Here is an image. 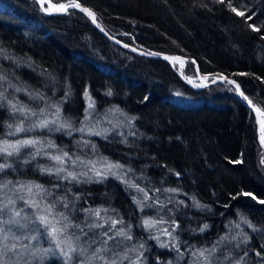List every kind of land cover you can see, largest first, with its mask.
Returning a JSON list of instances; mask_svg holds the SVG:
<instances>
[{"label": "trees", "instance_id": "obj_1", "mask_svg": "<svg viewBox=\"0 0 264 264\" xmlns=\"http://www.w3.org/2000/svg\"><path fill=\"white\" fill-rule=\"evenodd\" d=\"M76 1L128 45L193 59L207 81L221 76L237 81L264 111V0H232L243 17L227 0ZM45 10L38 0H0V93L7 97L0 100V139L11 136L7 127L21 114L11 100L32 118L56 119L48 130L31 134L46 141V153L69 156L60 166L65 171L56 175L44 151L37 155V149L22 147L0 157V164L9 165L0 171V182L42 186L40 199L56 203L57 212L88 232L70 229L81 237L78 247L88 241L82 259L107 247L98 255L117 264H264L260 121L234 87L221 82L195 90L186 84H198L189 61H175L174 70L162 59L112 44L80 10L66 15ZM66 123L72 128H60ZM93 163L105 170L107 163L123 165L112 169L120 178L108 171L104 178L90 176ZM68 171L78 179H64ZM96 209L99 217L89 214ZM89 224L104 227L89 231ZM121 229L131 239L115 235ZM104 231L114 237L107 245Z\"/></svg>", "mask_w": 264, "mask_h": 264}, {"label": "snow or ice", "instance_id": "obj_2", "mask_svg": "<svg viewBox=\"0 0 264 264\" xmlns=\"http://www.w3.org/2000/svg\"><path fill=\"white\" fill-rule=\"evenodd\" d=\"M39 2L41 3V5L43 6L44 4V0H39ZM216 2L224 4L225 0H216ZM228 3V7L231 8V11H233L234 13H236V15L238 16H245V13L243 11H238L237 8L232 6V0H227ZM52 7L56 8L58 11H64L66 10V7H74V8H80L81 11H84L85 13H87L90 17L93 18V23H95V16L94 14L89 11L87 8H81V5L79 3L76 2V0H73V2L66 6L64 4H60L58 6L53 5ZM247 19L251 20L252 17L249 16L247 17ZM99 27V25H97ZM250 27H253L254 31H259V29L255 28L254 25H250ZM101 31H103V29H101ZM117 43H119V41H117ZM124 47H128L127 44L124 45ZM136 49H133V51H135ZM151 55H158L157 53H151ZM165 59H178L175 57L169 58V57H165ZM4 77H0V79H3ZM189 83H191V80H189ZM229 83L235 84V81H229ZM198 87H202L203 85H197ZM237 89H239V85H236ZM21 89L17 88L16 91H20ZM31 95V94H30ZM85 95L87 96V93H85ZM109 95H111V92H109ZM179 95V93H178ZM241 96H243V98L248 101V103L251 105L252 101L248 99L247 96H244L243 92L240 93ZM36 97L43 99V96L39 93H36ZM2 99H7V97L4 96L3 93H0V100ZM147 99V98H146ZM8 103L12 106L14 111H19L22 115L25 114V108L24 106H17L16 104H13L11 100L8 101ZM93 107V105L90 103L89 104V108ZM30 111V110H29ZM44 109H40V114L42 115L44 113ZM256 111L262 116L264 117V111H261L259 108L256 109ZM87 113V110H86ZM59 114V107H57V115ZM32 116H37L36 112H31ZM88 119V116L86 114L85 116V120ZM132 119H135L134 117ZM49 121L48 120H38L37 122L31 123L29 125L28 128H25L23 126V121L21 122V124L17 125L15 127V133H21V132H27V131H32L34 130L36 127L39 128H47L49 126ZM52 123H55V121H52ZM260 125H261V132L264 133V119H262L260 121ZM12 125H9V128H11ZM61 128L63 127H67V128H72V125L70 123H66L60 126ZM57 131H59L60 129L57 128ZM76 131H80V132H84V128H79V129H75ZM13 133H9V135H12ZM90 134H95V135H100V133H90ZM261 142L264 143V135L261 136ZM4 143V147L0 148V153L6 154L7 156H12L16 153L20 152V149L22 147H35L37 145H39L40 141L34 140V139H24V140H16L15 143H10L9 141L5 140L3 141ZM9 148L12 149V151H9ZM37 155L40 154V150L39 148H37ZM69 154L67 152L63 153V157H68ZM51 159L57 161L58 163H63V158L59 155H55L52 156ZM92 163V162H89ZM234 163H241V161L237 160L234 161ZM9 167V165L7 164H0V171H2L3 169ZM123 167V165L120 164H111V163H107L106 164V171L111 172V174L113 175H117V172H112V169H121ZM92 170L95 171L96 176H99L101 178H104V173L98 171L95 169V164H92ZM45 171L49 172V174L52 173L51 169H45ZM65 171L64 168L62 167H57L55 172L56 175H59L61 172ZM81 175L88 177V179H91V177L88 176L87 172H83ZM179 175V174H177ZM71 178L73 180L78 179L77 175L71 171L67 172V176L64 177V179H68ZM118 178H120L118 176ZM8 183H11V181H9ZM35 188L43 190L42 186L40 185H33ZM131 187L137 188L138 191L140 192H144L145 193V199H148L149 197L147 196V193L145 192V190L143 188H140L138 185L136 184H131ZM3 187H7V185H3ZM24 187V186H22ZM32 188L28 187V191L31 192ZM168 191H176L175 189H169ZM244 195L246 196H252L251 193H244ZM253 199H256L255 196H252ZM21 199H23L21 197ZM139 203V201H137ZM261 204H264V200L259 201ZM9 204L14 203L13 201L9 200L8 201ZM31 207H34L38 210V220L40 221V223L44 226V229L46 231L47 236L50 238L49 242L50 243H54L56 245L57 248H59L60 252L62 255H64L65 257L68 258V260H72L73 256L72 254H77L78 256H84L85 253L87 252V248L84 247L83 245H80L79 247H77V245L75 243H73V241L79 242L80 241V236L77 235L75 232H70V229H79L80 232L84 235V236H88V232H84V229L80 227L79 224H75L72 222V220L69 218L68 215L65 214V212L63 211H56V203H46L42 208L40 206L39 201H32L30 203ZM4 207L6 208L7 205H4ZM63 207L66 209L68 208V204L64 203ZM90 215H95L96 217L100 216V210L96 209L94 211H90L89 212ZM15 216L19 217L20 216V212L16 211L15 212ZM57 217H59V219H57ZM17 221L14 220H9L8 223H14ZM120 223H122V221H119ZM245 223H247L249 225V227H252V225L250 224L249 221H247L246 219L244 220ZM118 223V221L113 220L111 222V227H115V225ZM145 225L148 227H151L153 225V221L151 220H145L144 221ZM89 229V231H92V229L94 228H103L104 225L103 224H89L86 225ZM205 228H207V225L204 226ZM110 230V229H109ZM203 230V229H202ZM255 230V229H253ZM3 229H0V232H3ZM167 231V230H165ZM169 235H171V233H168ZM102 235L104 237H107V239L102 241L103 245H107L108 240L114 239L113 236L109 235V231H104L102 233ZM115 235L117 236H122L126 239H131V237L127 234V232H125L123 229L117 231L115 233ZM39 237L38 236H32L30 237V239L32 240H37ZM9 236L7 234H5L2 237V240L4 241L3 243V247L0 248V264H7V262L3 259V257L7 256L8 252H13L15 253L16 250V244L13 243L11 245H9L8 243H6V241H8ZM13 240H18L19 237L13 236L12 237ZM25 239H29V237H25ZM95 241H93L94 243ZM85 244H88V241L84 242ZM89 247L91 246L90 244L88 245ZM24 249H28V245H23ZM65 247L67 248V251L65 250ZM141 247H143V245H141ZM161 247H167V245L162 244ZM49 251H51V249H43L42 252L43 253H48ZM109 249L107 247H99L96 248L92 254V257L89 258L88 260H80L79 264H91V259H100L102 261V264H117V261L115 259L109 260L108 258L104 257V256H99V253L102 252H108ZM32 255L35 256L36 252L33 251ZM204 252L201 251L200 252V256H203ZM257 255H260V253H257ZM126 258V257H125ZM210 264V261H209Z\"/></svg>", "mask_w": 264, "mask_h": 264}, {"label": "rangeland", "instance_id": "obj_3", "mask_svg": "<svg viewBox=\"0 0 264 264\" xmlns=\"http://www.w3.org/2000/svg\"><path fill=\"white\" fill-rule=\"evenodd\" d=\"M65 4H68V3H65ZM45 12H46V10H45ZM89 22H90V20H89ZM100 27L102 29H104L102 26H100ZM110 36L115 37L114 35H111V34H110ZM106 39H108V38H106ZM111 43L114 44L113 42H111ZM132 46H134V45H132ZM136 48H140V47L136 46ZM178 56H181V55H178ZM181 57H184V56H181ZM184 58H187V57H184ZM175 60H179V61L183 62L182 59H175ZM187 60L194 65L193 62L195 60L193 62L190 61L193 59L187 58ZM178 76H180V74H178ZM182 80H184V79H182ZM189 87H191V86H189ZM38 120H48L51 123L52 121H54L56 119H51V118L50 119H41L40 117L37 119L36 117L32 118L31 116L26 115V113L24 115L17 114L15 116L14 120H12V123H11L12 127L11 128H9V126L7 127L8 128L7 134L8 135H9V133H13V134L9 137L5 136V138L0 139V148H3L5 146L3 143V141H5V140L9 141L10 143H15V141L18 139H20V140L34 139V140L40 141V143H39V145H37L35 147H30V148H32V149L39 148V150L44 151L43 155L46 156L47 159L53 160V159H51V157L54 155H50V154L45 152V148L47 147L46 141L45 140L42 141V138L38 137V135H35V134L32 135L31 134V132L34 130L46 131V130H48L49 126L47 128H43V129L36 127L32 131L15 133V127L17 125L21 124L22 121H23V126L25 128H28L31 123L37 122ZM258 120L261 121V119H258ZM57 127L55 128V126H54L53 130L56 131ZM258 132H259V140L261 141V136L264 135V133L261 132V125H259ZM21 134L24 136L21 137ZM262 145H263V150H264V143H262ZM9 151H12V149L9 148ZM88 153H89V151H87V154ZM1 156H7V155L0 153V157ZM59 156H61L63 158L62 155H59ZM52 162L57 167L63 166V164L58 163L55 160H53ZM85 164H87V163H85ZM95 169L102 172V173L106 172L105 166L104 167H96ZM90 171H92L90 176L98 177V176H96L95 171H93L92 168H90ZM8 182L9 181H7V180L0 182V229L4 230L3 232H0V248L3 247V243H4V241L2 240V237L5 234H7L9 236V239H8V241H6V243H8L9 245L15 243L16 244V250H15V253L8 252L7 256L3 257V259L7 262V264H44V262H46V260H52L54 262V264L57 262H58V264H79L80 260H88L89 258L92 257V256H88V257H85L84 259H82L77 254H72L73 259L68 260L67 257L62 255L59 248H57L54 243L49 242L50 238L47 236L46 231L44 229V226L40 223V221L37 218L38 210L36 208L30 206V203L32 201H39L41 208L46 204L45 200H41L39 197L40 196L39 189H37L33 186V185H35L34 183L28 182V181H26V182H24V181L13 182V183H8ZM3 185H7V187H3ZM22 186H24V187H22ZM28 187L32 188L31 192L28 191ZM21 197L23 199H21ZM9 200L13 201L14 203L9 204L8 203ZM4 205H7V207L5 208ZM16 211L20 212L19 217L15 216ZM10 219L17 221V222L8 223V221ZM57 219H59V218L57 217ZM222 233L225 234L224 231ZM13 236L19 237V239L13 240L12 239ZM32 236H38L39 238L37 240H32V239H30V237H32ZM223 236H220V238ZM25 237H29V239H25ZM95 238H97V236ZM95 238H93V239H95ZM98 238H99V236H98ZM100 238H101V236H100ZM93 241L94 240H92L91 243ZM221 242L228 243V240L224 238L221 240ZM73 243H75V242L73 241ZM231 243H233V241H231ZM23 245H28L29 246L28 249H24ZM76 245H77V242H76ZM86 245L87 244H85L84 247ZM77 247H78V245H77ZM120 247H123V246L120 244ZM43 249H51V251H49L48 253L45 254L42 252ZM65 250L67 251L66 247H65ZM33 251L36 252L35 256L32 255ZM99 256L105 257V255H99ZM91 264H102V261L100 259H91Z\"/></svg>", "mask_w": 264, "mask_h": 264}, {"label": "water", "instance_id": "obj_4", "mask_svg": "<svg viewBox=\"0 0 264 264\" xmlns=\"http://www.w3.org/2000/svg\"><path fill=\"white\" fill-rule=\"evenodd\" d=\"M73 2V1H72ZM77 3H79L80 5H81V8H87L89 11H91L93 14H94V16H95V13L87 6V5H85V4H83V3H81V2H78V1H76ZM44 4L46 5V13L47 14H50V15H65V14H67L70 10H72V9H77V10H79L80 8H74V7H66V10H64V11H58L56 8H54V7H52L53 5H56V6H58V5H60V4H64V5H66V6H68V5H70L69 3L68 4H65V3H55V2H53L52 0H44ZM81 10V9H80ZM83 13H85L84 11H83ZM85 15L87 16V18L90 20V23L97 29V31L100 33V34H102V35H104L106 38H108L111 42H113L115 45H117V46H119V47H121V48H128V47H124V45L126 44V43H123L122 41H120L118 38H116V37H112V36H110V34L107 32V31H105L104 29H103V31H101V27H98L97 26V23L95 22V23H93V18L92 17H90L87 13H85ZM95 21H96V17H95ZM117 41H119V43H117ZM131 50H132V52H134V53H137V54H141V55H144V56H146V57H149V58H159V59H165V57H169V58H172V57H175V58H178V59H182V60H187V58H184V57H181V56H174V55H170V56H166V55H151L150 53H148V52H145V51H142V50H138V49H136V48H134V47H131L130 48ZM133 49H136L135 51H133ZM169 60V59H168ZM170 61H171V59H170ZM191 62H193L194 60H190ZM194 63V66H195V68H197V65H196V63H195V61L193 62ZM197 72V80H198V85H203L202 87H198V86H195V87H192L191 85H190V83L187 81L186 83H187V85H189V86H191L192 88H194V89H197V90H199V89H202V88H205V87H208V86H210V85H212V84H214V83H217V82H224V81H226V82H229V81H235V80H232V79H228V78H226L225 76H221V77H215L214 79H212V80H210V81H206L202 76H201V74H200V72H199V70H197L196 71ZM180 78L181 79H184V77L183 76H181L180 75ZM236 83L235 84H232V83H230L233 87H234V89H235V92H236V95H237V97L248 107V109L253 113V115L255 116V117H257L258 119H264V117H262L257 111H256V109L258 108V107H256V106H254L253 104H249L248 103V101H246L244 98H243V96H241L240 95V93L241 92H243L242 91V89H241V86L239 85V83L237 82V81H235ZM239 85V89H237V87H236V85ZM243 94H244V96H246L245 95V93L243 92ZM249 99V98H248ZM250 100V99H249ZM260 109V108H259ZM261 110V109H260ZM262 111V110H261Z\"/></svg>", "mask_w": 264, "mask_h": 264}, {"label": "bare ground", "instance_id": "obj_5", "mask_svg": "<svg viewBox=\"0 0 264 264\" xmlns=\"http://www.w3.org/2000/svg\"><path fill=\"white\" fill-rule=\"evenodd\" d=\"M80 10V9H79ZM81 11V10H80ZM83 12V11H82ZM85 14V13H84ZM95 17H96V15H95ZM96 23H97V25H99L98 24V22H97V20H96ZM94 27V26H93ZM99 27H100V25H99ZM95 28V27H94ZM96 29V28H95ZM97 30V29H96ZM105 30V29H104ZM106 31V30H105ZM121 41V40H120ZM123 42V41H122ZM124 43V42H123ZM128 45V44H127ZM131 47H134V48H136V46H131V45H128V48H124V49H128V50H130V51H132L130 48ZM136 49H138V50H142V51H145V52H148V53H155V52H152V51H148V50H144L143 48H136ZM158 54V53H157ZM158 55H162V54H158ZM163 55H166V56H170L169 54H163ZM174 56H176V55H174ZM146 57V56H145ZM149 58V57H148ZM153 59H159V58H153ZM163 61H165V62H167L170 66H171V68L172 69H174L175 70V61H179V60H175V59H171V61H170V59L168 60V59H162ZM184 62H186V61H188V60H183ZM196 63V62H195ZM196 65H197V63H196ZM196 69V71L197 70H199V68H198V65H197V68H195ZM177 72V71H176ZM200 72V71H199ZM177 74H180V73H178L177 72ZM201 74V73H200ZM181 75V74H180ZM182 76V75H181ZM180 77V76H179ZM227 78V77H226ZM229 79V78H228ZM207 81V80H206ZM224 82H226V81H224ZM219 83H221V82H217V83H214V84H219ZM229 83V82H228ZM214 84H212V85H214ZM190 85L192 86V87H195V86H197L198 84H196V85H194V84H192V83H190ZM240 85V84H239ZM194 89V88H193ZM242 89V88H241ZM195 90H197V89H195ZM200 90V89H199ZM243 91V90H242ZM237 96V95H236Z\"/></svg>", "mask_w": 264, "mask_h": 264}]
</instances>
